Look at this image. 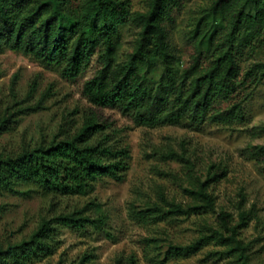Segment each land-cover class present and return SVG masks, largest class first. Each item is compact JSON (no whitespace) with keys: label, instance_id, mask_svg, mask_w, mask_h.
<instances>
[{"label":"rangeland","instance_id":"obj_1","mask_svg":"<svg viewBox=\"0 0 264 264\" xmlns=\"http://www.w3.org/2000/svg\"><path fill=\"white\" fill-rule=\"evenodd\" d=\"M124 1L132 14L147 12L151 3ZM215 1L170 3L172 20L165 25L177 75L197 58V75L206 71L213 46H228L233 38L228 35L233 12L225 19L214 17L210 10ZM76 6L78 1L73 2ZM140 32L132 21L120 27L117 62L135 52ZM233 45L239 48L238 85L213 103L211 113L236 106L240 116L156 125H136L130 116L97 107L84 97V84L98 68L95 61L68 78L61 67H45L23 51L4 46L0 125L5 118L9 121L0 128V159L60 140L88 119L104 125L109 144L127 147L130 159L122 181L105 177L85 195L46 192L31 182L17 183L12 192L0 191V250L28 240L48 220L53 231L46 242L52 251L27 264H77L84 256L85 264H127L131 257L136 264H242L240 250L230 251L212 236L214 230L230 234L220 219L223 212L231 215L234 225L241 210H252L256 217L239 230L237 239L246 247L248 264H264V27L244 44L238 45L235 38ZM140 70L153 84L163 74L156 58ZM214 171L223 172L206 187L214 206L189 214L178 210L201 204L189 191L199 190ZM73 212L96 224L76 230L54 220ZM202 237L211 239L195 251L185 250Z\"/></svg>","mask_w":264,"mask_h":264},{"label":"trees","instance_id":"obj_2","mask_svg":"<svg viewBox=\"0 0 264 264\" xmlns=\"http://www.w3.org/2000/svg\"><path fill=\"white\" fill-rule=\"evenodd\" d=\"M74 1L79 6L74 8ZM171 2L174 0H151L147 12L132 14L124 0H0V50L6 46L23 51L45 67H61L68 78L83 73L95 61L98 68L84 84V97L97 107L116 109L130 116L136 125L178 123L184 118L199 124L207 119L224 121L239 117L240 109L236 106L213 113L211 109L217 99H225L236 90L239 48L234 49L233 41L236 38L238 45L244 44L264 27V0L213 3L210 11L214 17L225 19L233 12L228 35L234 39L229 40L228 46L214 45L209 67L198 75L199 58L180 75L174 70L165 25L172 20ZM128 21L141 27L140 38L135 52L119 63L116 51L120 27ZM210 42L211 38L208 46ZM152 58L163 67L156 84L140 70ZM8 121L5 118L0 128L6 127ZM105 129L94 119H88L75 133H66L60 140L1 158L0 191L12 192L17 183L31 182L46 192L85 195L105 177L122 181L129 166V150L110 145ZM222 175L218 171L209 173L199 190L189 191L201 204L187 210L176 208L184 214L212 208L214 198L206 187ZM238 216V222L232 225L231 215L223 212L220 219L230 234L214 230L212 237L230 246V251L240 250L242 264H248L246 247L237 235L256 215L252 210H241ZM54 220L76 230L96 224V220L81 212L60 215ZM50 225L46 220L28 240L0 250V264H27L35 256L49 255L52 250L46 239L52 236ZM210 239L202 237L185 250L195 251ZM87 261L84 256L77 264ZM127 264H136L135 259L129 258Z\"/></svg>","mask_w":264,"mask_h":264}]
</instances>
